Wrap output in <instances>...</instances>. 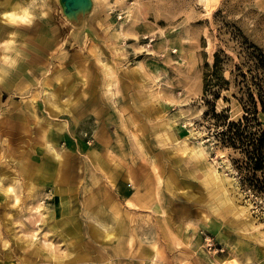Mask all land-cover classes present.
<instances>
[{"label": "rangeland", "instance_id": "rangeland-1", "mask_svg": "<svg viewBox=\"0 0 264 264\" xmlns=\"http://www.w3.org/2000/svg\"><path fill=\"white\" fill-rule=\"evenodd\" d=\"M0 4L29 17L0 41L19 70V92L0 97V264H264V195L242 184L203 89L222 22L264 50V0ZM227 106L241 114L235 99L216 103ZM59 158L71 166L61 181ZM206 161L224 175L216 186ZM220 188L229 201L215 199ZM104 196L121 235L91 219L104 218Z\"/></svg>", "mask_w": 264, "mask_h": 264}, {"label": "trees", "instance_id": "trees-1", "mask_svg": "<svg viewBox=\"0 0 264 264\" xmlns=\"http://www.w3.org/2000/svg\"><path fill=\"white\" fill-rule=\"evenodd\" d=\"M217 37L212 63L203 76L204 92L210 96L205 115L220 142L232 151L231 161L242 184L264 195V50L226 22ZM219 99H235L241 114L231 118L229 106L217 111Z\"/></svg>", "mask_w": 264, "mask_h": 264}, {"label": "bare ground", "instance_id": "bare-ground-1", "mask_svg": "<svg viewBox=\"0 0 264 264\" xmlns=\"http://www.w3.org/2000/svg\"><path fill=\"white\" fill-rule=\"evenodd\" d=\"M2 8V5L0 4V9ZM1 15H0V41H2L3 43H5L7 40L3 41L4 36H6V34H10L13 32V29H15V24L12 22H17L21 19H27L29 20V17L27 16V12L24 9H18L17 6L15 4H10L7 6V8H3L0 11ZM3 17V19L1 18ZM38 34V33H37ZM46 33L45 32H41L40 36L38 37V41L39 43L37 44V46H39L41 49L43 47V49H46L49 46V41L46 38ZM33 43V41L31 42ZM35 43V41H34ZM34 47V46H32ZM26 49H30V47L28 46V48ZM32 51H38L40 52V50L38 48H31ZM25 58L29 61V65H32L36 55L35 53H24ZM28 55V56H26ZM16 65L14 64L13 61H10L9 58L6 55L1 56L0 55V97H1V89L2 88H6L8 92L10 93H18L19 92V86L18 83H16L13 78H17L19 75V70L17 68H15ZM22 72H24L25 74H28L29 71L25 70V69H21ZM9 77V79L11 80L8 84H6L5 82L8 80H5L6 77ZM26 76H30L29 74ZM24 77H20V80L24 79ZM47 99L50 102V105L54 106H58V104L56 103V99L54 95H50L47 97ZM30 106H29V112L34 114V105H33V97L31 98V101L29 102ZM57 130H61V125L58 126ZM191 135V133H190ZM200 141V140H199ZM50 147L52 148V145H50ZM186 151L188 153H190V155L193 156H204V147H202L201 145H193V146H186ZM57 165H56V169H54L55 173L53 172L52 174L57 175L61 181L62 178H65V176H67L68 174H70L71 171V166L69 164V162L67 161V159H61L59 158L57 160ZM217 169L216 167L213 166V164L210 161H206V163L204 164V173L207 174L208 178V187L210 186H216V184L222 182L224 180V175L223 174H217ZM57 176H55L54 178H57ZM169 186H172L171 184H169ZM89 189V188H86ZM100 190H106L105 187H103L102 185H98L97 187V191ZM107 196H104L103 199L101 200L100 204H99V209L102 210L105 214L104 218L100 219L98 217H96L95 214H90L91 219L93 220V222H97L98 225H100L103 228H106L109 231V227L111 228V230L113 229H119L120 230V235L124 232V226H123V222L121 220L117 219V216H115V214H113L112 212V207L108 204V200L106 199ZM216 200H219L220 202H227L228 200V196L225 192L224 189L220 188V190L218 191V193L216 195H214ZM130 205V204H129ZM130 207V206H129ZM61 211V209L59 208V210L57 211L58 213ZM89 226L92 227L93 231H97L96 227L92 224V222H88ZM73 226H77L79 227V224L75 223ZM119 235V236H120ZM233 261V260H232ZM232 264H237L236 261L232 262Z\"/></svg>", "mask_w": 264, "mask_h": 264}]
</instances>
